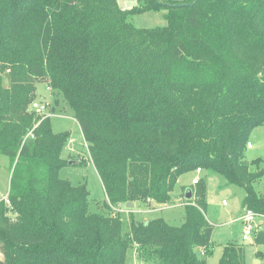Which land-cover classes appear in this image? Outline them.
<instances>
[{
    "label": "trees",
    "instance_id": "obj_1",
    "mask_svg": "<svg viewBox=\"0 0 264 264\" xmlns=\"http://www.w3.org/2000/svg\"><path fill=\"white\" fill-rule=\"evenodd\" d=\"M161 9L162 27L129 19ZM38 81L72 108L105 210H90L85 183L60 177L70 133L27 112ZM263 125L264 0H146L132 9L119 0H0V153L13 166L0 200V264H125L135 246L155 264H208L215 244L202 178L180 226L133 220L124 232L115 210L169 203L179 177L201 168L243 187L244 208L264 214L255 187L262 159L252 170L244 158ZM244 249L227 244L217 264H246Z\"/></svg>",
    "mask_w": 264,
    "mask_h": 264
},
{
    "label": "rangeland",
    "instance_id": "obj_2",
    "mask_svg": "<svg viewBox=\"0 0 264 264\" xmlns=\"http://www.w3.org/2000/svg\"><path fill=\"white\" fill-rule=\"evenodd\" d=\"M172 1L180 2L182 0ZM119 2L126 9H132L133 7L142 6L146 0H119ZM165 14V9L136 12L131 14L129 19L139 28L162 27L167 25ZM7 72L9 71L7 70ZM9 82L10 80L4 72V86H7ZM35 92L37 100L47 101L52 103V105H54V98L58 96V105H54L55 111L49 114L52 128L55 132L70 133V138L62 152V157L67 163L61 168L60 177L70 180L74 185L85 183L89 190L90 210L94 212L101 211V209L102 211L105 210L103 208L105 207L107 196L104 186L90 159L87 143L80 124L74 117L72 108L61 96L53 92L44 81L36 83ZM27 112H35L31 109V104L28 105ZM40 116L43 119V116ZM256 157L262 159L260 167L264 168V125L254 128L245 149L244 158L252 170L256 169V165L251 164ZM82 160L83 162L80 164L79 162ZM11 163L7 155L0 153V200L7 199L13 167ZM196 175L197 173L195 172L181 175L174 189L173 197L179 195L182 186L187 187L191 185V181ZM200 177H202L206 186V215L213 226L212 238L215 244L213 253L207 256L208 264H217L223 248L231 242L243 245L245 248L246 264H264V244H255L256 231L264 229V223L259 224L257 219L253 231L247 232L245 230V222L243 220L245 213L243 206L244 188L229 183L220 173L207 174L203 172ZM255 187L258 193L264 196V177L255 183ZM180 195L183 198H176L165 204L155 203V207H148L142 201L135 202L131 207L127 206V203L118 206L115 211L121 213L124 232L129 231L130 223L133 220L145 222L161 218L171 226L182 225L185 221L186 210L185 203L183 202H185L186 198L184 197V191ZM262 220L264 221V219ZM200 254L203 255L202 252ZM125 264L155 263L143 260L138 255L135 246L128 250Z\"/></svg>",
    "mask_w": 264,
    "mask_h": 264
},
{
    "label": "built area",
    "instance_id": "obj_3",
    "mask_svg": "<svg viewBox=\"0 0 264 264\" xmlns=\"http://www.w3.org/2000/svg\"><path fill=\"white\" fill-rule=\"evenodd\" d=\"M50 102L47 101H42V100H33V102L31 103V109L38 112L39 114H46L49 115L50 113H52L50 110ZM197 172H202L203 170L201 168H198L196 170ZM201 179V177L199 175H197L194 179H193V184H198L199 180ZM261 217L264 218V214H260L258 212H256L255 210L251 209V208H246L245 209V213L243 215V220L245 222V230L247 232L253 231L254 230V226L255 223L257 221V219Z\"/></svg>",
    "mask_w": 264,
    "mask_h": 264
},
{
    "label": "crops",
    "instance_id": "obj_4",
    "mask_svg": "<svg viewBox=\"0 0 264 264\" xmlns=\"http://www.w3.org/2000/svg\"><path fill=\"white\" fill-rule=\"evenodd\" d=\"M258 158H259V157H258ZM255 159H257V157H256ZM253 160H254V159H253ZM203 172H205V171H204V170H203L202 172H197V171H195V173H197V175H199V176H200ZM197 175H196V176H197ZM196 176H195V177H196ZM195 177H194V178H195ZM194 178H193V179H194ZM201 178H202V177H201ZM193 179H192V181H191V185H189L188 188H190V186H193ZM184 188H185V186H182V189H181L179 195H176V197H174V199H176V198H177V199L183 198L180 194H182L183 191H184V193H185L186 190H184ZM188 188H187V189H188ZM173 192H174V191H173ZM184 197H185V196H184ZM183 203H185V202H183ZM134 204H135V203H134ZM260 214H261V213H260ZM262 219H264V218H261V217L258 218V223H259V224L264 223V221H263ZM2 259H3V256H2V254L0 253V262L2 261Z\"/></svg>",
    "mask_w": 264,
    "mask_h": 264
},
{
    "label": "water",
    "instance_id": "obj_5",
    "mask_svg": "<svg viewBox=\"0 0 264 264\" xmlns=\"http://www.w3.org/2000/svg\"><path fill=\"white\" fill-rule=\"evenodd\" d=\"M193 197H194V195H193L192 189L191 188H188L186 190V193H185V198L189 200V199H193ZM133 205H134V202H128L127 203V206H129V207H131Z\"/></svg>",
    "mask_w": 264,
    "mask_h": 264
}]
</instances>
